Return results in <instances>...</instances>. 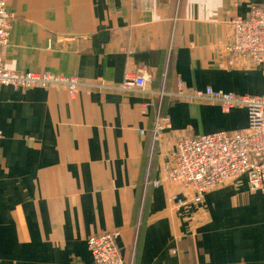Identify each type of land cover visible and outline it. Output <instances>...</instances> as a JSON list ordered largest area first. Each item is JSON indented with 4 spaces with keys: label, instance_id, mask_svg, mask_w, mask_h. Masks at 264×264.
I'll return each instance as SVG.
<instances>
[{
    "label": "crops",
    "instance_id": "obj_1",
    "mask_svg": "<svg viewBox=\"0 0 264 264\" xmlns=\"http://www.w3.org/2000/svg\"><path fill=\"white\" fill-rule=\"evenodd\" d=\"M260 4L8 0L5 68L80 84H0V264H94L88 239L108 231L124 264H264V194L246 175L196 203L164 170L179 140L247 128L246 107L174 94H264L263 68L226 50L230 21ZM137 71L146 91L117 89ZM162 89L171 128L153 144Z\"/></svg>",
    "mask_w": 264,
    "mask_h": 264
},
{
    "label": "built area",
    "instance_id": "obj_2",
    "mask_svg": "<svg viewBox=\"0 0 264 264\" xmlns=\"http://www.w3.org/2000/svg\"><path fill=\"white\" fill-rule=\"evenodd\" d=\"M231 39L226 47L237 60L264 70V4L253 5L247 18L237 17L230 21ZM11 15L8 0H0V84L16 87H48L61 83L74 95L79 86L76 78H60L51 74L17 72L5 68L3 49L10 41ZM146 71L129 72L118 90L146 91L151 81ZM168 93L159 92L160 104L152 128L153 144L171 128V119L162 112V99ZM175 96L206 100L218 103L225 112L236 107H246L248 126L238 131H217L195 137H185L176 143L173 159L165 163L164 170L174 183L191 189L192 200L201 203L211 190L237 181L246 175L250 190L264 194V94L237 95L216 91L211 87L204 90H187L180 82ZM149 183V181H147ZM158 185V181H153ZM176 196L172 195L171 200ZM179 205L186 202L178 200ZM119 232L108 231L92 235L88 239L94 264H124L117 245Z\"/></svg>",
    "mask_w": 264,
    "mask_h": 264
},
{
    "label": "rangeland",
    "instance_id": "obj_3",
    "mask_svg": "<svg viewBox=\"0 0 264 264\" xmlns=\"http://www.w3.org/2000/svg\"><path fill=\"white\" fill-rule=\"evenodd\" d=\"M240 60V59H239ZM241 61V60H240ZM242 62V61H241ZM243 63V62H242ZM245 64V63H244ZM245 65H247V64H245ZM247 66H249V65H247ZM264 71V70H263Z\"/></svg>",
    "mask_w": 264,
    "mask_h": 264
}]
</instances>
